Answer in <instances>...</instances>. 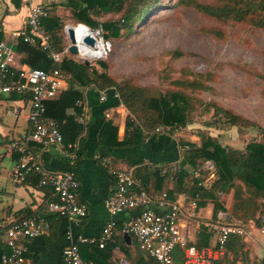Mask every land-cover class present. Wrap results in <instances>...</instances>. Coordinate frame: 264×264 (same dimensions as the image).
Returning a JSON list of instances; mask_svg holds the SVG:
<instances>
[{"label":"crops","instance_id":"crops-1","mask_svg":"<svg viewBox=\"0 0 264 264\" xmlns=\"http://www.w3.org/2000/svg\"><path fill=\"white\" fill-rule=\"evenodd\" d=\"M66 4L67 0H0V42L6 41L15 52L16 42L12 40L11 33L26 29L32 7L44 6L49 9L52 16L62 19L64 15H70ZM16 55L18 61L21 60V55ZM18 64L21 67H28L24 63L18 62ZM68 88L69 85L64 81L60 93L45 104L46 117L54 119L59 124L62 147L42 149L39 145L32 144L31 148L40 156L41 164L46 170L72 171L75 174L79 182L78 201L86 207L87 216L79 227H74L67 218L44 214L46 219L48 217L49 231L25 242L28 250L27 263L64 264L63 251L69 245L68 231L72 233V240L75 242L80 236L98 240L109 222L115 223V242L102 249L97 244L78 245L83 260L92 261L94 264H108L111 259L124 256L136 264L140 263L141 258L144 264L146 261L144 257L148 260L145 264L152 263V259L141 252L133 237L127 235L128 239H125V235L121 233L122 226L134 220L139 215V211H126L110 216L104 208V201L111 196L115 188L112 169L131 171L138 184L142 185L150 195L166 191L170 199L178 200L186 209V215L180 221L179 228L181 234L187 238L188 244L199 249L214 248L216 240L209 226L235 220L234 193L223 194V197L219 198L223 203V210L215 212L216 199L208 192L201 195L194 209H189L192 200L185 193L173 192L174 183L170 180L173 177H169L168 181L161 179L156 173L161 167L169 165L186 169L177 146L171 144L158 153L152 151L150 139L143 141L141 146L137 144L127 147L101 146L99 136L105 124L117 129L118 142L123 140L129 112L117 104L113 91L105 92V100H101L103 95L94 86L77 89L81 93L80 102H77L79 100L60 101L61 95ZM11 96L12 94L0 97V257L9 253L1 234L2 228L27 214L38 210L42 212L47 202L53 200L47 191L37 187L36 177L29 178L24 184H15L9 178L18 157L8 151L7 145L10 140L28 130L27 116L30 110L29 94L16 95L17 98L14 100L10 99ZM78 106L82 107V115H79ZM14 110L16 116L12 114ZM193 125L190 127L196 128V131L206 130L210 136L219 138L223 146H231L222 143V140L225 134L234 133L233 128L230 131L227 128L222 130L204 128L202 123ZM196 131L186 134L183 132L184 134L180 136L184 140L199 143ZM112 141L110 137V142ZM104 159L108 161V165H104ZM190 172L191 170L188 169L187 173ZM189 180L187 178L186 182ZM220 212L227 214L230 219L226 221L219 219ZM257 216L243 222L249 234L244 240L241 239L246 250L243 253V260H230L226 256H219L212 259L211 264H257L264 259V234L256 225ZM134 245L137 248H134ZM232 249L234 250L233 246L229 251L233 252ZM175 264H182V261H175Z\"/></svg>","mask_w":264,"mask_h":264},{"label":"built area","instance_id":"built-area-1","mask_svg":"<svg viewBox=\"0 0 264 264\" xmlns=\"http://www.w3.org/2000/svg\"><path fill=\"white\" fill-rule=\"evenodd\" d=\"M49 9L44 6H35L30 10L27 27L25 30L11 33L13 41L22 39L32 46L39 45L42 52L54 64L58 65L64 55L70 54L68 41L67 46L58 51L53 45L50 36L43 28L41 21L47 17ZM72 30L76 58L90 63L106 60L112 52L111 42L105 38L101 28H90L82 23L67 25L65 31ZM93 40V45L86 44L85 38ZM69 39V38H68ZM16 44V43H15ZM17 55L6 41L0 42V97L11 93H29L30 110L27 116L28 130L19 137L9 141L7 148L11 154L17 155V161L9 178L15 184H24L27 180L36 176L37 187L47 191L53 200L47 202L42 212H36L12 222L2 228L1 234L9 249L8 254L0 257V264H28L27 247L25 242L40 237L49 231V222L44 214H50L59 218H67L72 226L79 227L87 216V209L78 201L77 191L79 182L72 171L51 172L46 170L40 160V156L33 152L31 145H39L42 149L62 147V136L59 124L46 117V102L54 99L61 91L64 78L58 69L46 72L29 67H21L18 64ZM101 100H105V92L101 91ZM115 97L118 96L115 94ZM16 116V111H12ZM172 138L176 140V133ZM159 134H168V129H158ZM187 150V148H184ZM104 165H108L106 159ZM177 169V165H169L160 168L161 177L168 172ZM203 172H208V177L202 186L209 189L215 178V166L212 162H205L201 169L195 173L201 177ZM115 188L109 198L104 201V208L110 216L132 210H138L139 215L121 228V233L133 237L141 251L147 254L153 264H175L174 253L176 247L184 250L182 264H211V260L219 256H226L230 260H243L245 246L238 253L227 251V244L231 236H238L244 240L249 234L245 225L237 220H229L230 217L220 212L218 218L224 220V224H212L210 227L215 237L214 248H197L189 245L185 235L180 232V221L185 217V207L178 200L169 198V194L161 192L150 195L141 189L131 171L112 169ZM173 180V179H170ZM212 180V181H211ZM211 181V182H210ZM219 198L223 193L217 192ZM199 199L192 200L189 209L196 207ZM256 225L264 234V213L256 218ZM115 223L109 222L103 229L101 238L89 239L78 237L72 240V233L67 232L69 245L63 251L64 264H94L92 261L82 259L80 244H97L104 248L115 242ZM108 264H136L124 256H118L110 260ZM257 264H264V259Z\"/></svg>","mask_w":264,"mask_h":264},{"label":"trees","instance_id":"trees-1","mask_svg":"<svg viewBox=\"0 0 264 264\" xmlns=\"http://www.w3.org/2000/svg\"><path fill=\"white\" fill-rule=\"evenodd\" d=\"M163 1L127 0L124 3L123 0H67L66 8L76 23L85 24L90 28H101L104 34V29L108 30L111 36L117 37L121 30L125 32L133 30L149 9ZM175 6L192 8L217 21L246 24L264 31V0H211V3H202L197 0H177ZM114 9L124 10L122 18L114 24L106 23L101 26L94 21V14L99 15L103 10L112 12ZM41 24L56 49L62 51L63 49L58 48V43L61 38L63 19L55 15L52 16L49 11L47 17L42 19ZM209 32L218 38L222 36L218 32ZM15 52L21 55L19 62L26 64L31 69L46 72H50L54 68L59 70L69 85L67 91L61 95L60 101L72 100L76 102L81 98V93L77 89L88 86H94L103 92L113 91V96L115 97V94L118 96L117 104L129 112L123 140L118 142L116 139L117 129L105 124L99 136L101 146L127 147L136 144L141 146L143 141L150 139L152 140V151L158 153L173 144L177 146L186 169L177 166L176 170L168 172L165 177H161L159 169L156 172L158 177L164 180L173 177V192L185 193L191 200L199 199L204 192H208L216 199L215 212L224 209L222 201L216 195L217 192L224 195L233 192V214L235 220L242 223H245L248 218L254 219L258 214L264 213V130L258 128L256 123L217 104H212L210 107L213 114L208 122L202 123L204 128L220 130L224 128H258L262 131V139H254L242 149H237L223 146L219 138L210 136L206 130L196 131L199 143L184 139L175 141L172 138L173 132L193 124L191 116L196 109L195 102L199 103V101L192 98L188 91H201L205 89L202 85L188 81H176L172 83L173 89L164 91L156 86H138L129 80L120 83L110 74L111 66L103 61L85 65L84 62L76 61L75 56L67 54L63 56L58 65H54L42 52L39 45L32 46L22 39L16 42ZM11 94L10 99L14 100L17 98L16 95L29 93ZM78 107L80 108L79 115H82V107ZM161 128L168 129V134L157 133V130ZM110 137H112V142H110ZM207 161L212 162L216 169L215 178L209 189L202 186L209 173L203 172L201 177L195 175ZM188 169L191 170L190 173H187ZM188 175L190 176L188 177ZM187 178L190 179L189 182H186ZM139 186L146 190L142 188V185ZM38 212L41 211L38 210ZM31 214L33 213L26 216ZM243 245L240 237L231 236L227 244V251L233 246V252L238 253L242 250ZM141 252L145 254L143 251ZM183 252L182 248L176 247L174 260L182 261ZM145 255L147 256V254ZM144 258L148 261L146 257ZM139 262V264H143L142 258ZM150 264H153V261Z\"/></svg>","mask_w":264,"mask_h":264},{"label":"rangeland","instance_id":"rangeland-1","mask_svg":"<svg viewBox=\"0 0 264 264\" xmlns=\"http://www.w3.org/2000/svg\"><path fill=\"white\" fill-rule=\"evenodd\" d=\"M197 1L211 3V0ZM176 2L164 0L149 9L133 30H121L117 37L104 29L105 38L112 44L110 56L103 61L111 66L110 74L120 83L129 80L138 86H156L164 91L173 89L172 83L176 81L198 83L205 89L188 91L199 101L195 102L191 116L193 124L208 122L213 114L210 106L217 104L264 130V31L246 24L217 21L192 8L176 7ZM123 13L122 9L103 10L93 18L103 26L114 24ZM63 17L60 50L69 41L65 27L76 23L69 14ZM209 31L222 36L218 38ZM258 128H233L234 133L225 134L222 143L242 148L254 139H262ZM193 131L196 128L192 126L178 130L176 140L183 139L180 136L183 132Z\"/></svg>","mask_w":264,"mask_h":264},{"label":"water","instance_id":"water-1","mask_svg":"<svg viewBox=\"0 0 264 264\" xmlns=\"http://www.w3.org/2000/svg\"><path fill=\"white\" fill-rule=\"evenodd\" d=\"M68 38H69V41L71 43V45L69 47V53L71 55L75 56L77 54V49L75 47V39H74V35H73V31L72 30L68 31ZM84 42L86 44L91 45V46L93 45V40L88 38V37L85 38ZM84 64L85 65H90L91 63L89 61H84ZM125 239H128L127 235H125Z\"/></svg>","mask_w":264,"mask_h":264}]
</instances>
